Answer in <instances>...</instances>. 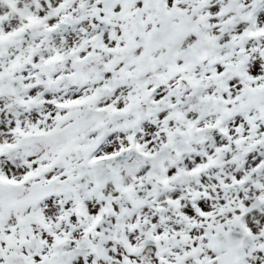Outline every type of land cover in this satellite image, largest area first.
Here are the masks:
<instances>
[{
  "label": "snow or ice",
  "instance_id": "6c2138e0",
  "mask_svg": "<svg viewBox=\"0 0 264 264\" xmlns=\"http://www.w3.org/2000/svg\"><path fill=\"white\" fill-rule=\"evenodd\" d=\"M0 264H264V0H0Z\"/></svg>",
  "mask_w": 264,
  "mask_h": 264
}]
</instances>
